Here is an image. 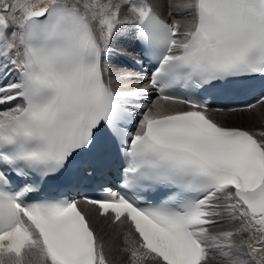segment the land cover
Here are the masks:
<instances>
[{"label": "snow or ice", "instance_id": "snow-or-ice-1", "mask_svg": "<svg viewBox=\"0 0 264 264\" xmlns=\"http://www.w3.org/2000/svg\"><path fill=\"white\" fill-rule=\"evenodd\" d=\"M168 6L187 18L168 22L151 0H0V264H109L77 200L40 196L86 171L105 132L126 164L121 190L84 200L138 234L132 264H208L213 254L248 264L245 247L264 264V127L221 125L206 100L172 94L264 78V0ZM124 25L155 63L149 76L120 73L147 81L121 91L108 58ZM149 192L161 198L143 199Z\"/></svg>", "mask_w": 264, "mask_h": 264}, {"label": "bare ground", "instance_id": "bare-ground-1", "mask_svg": "<svg viewBox=\"0 0 264 264\" xmlns=\"http://www.w3.org/2000/svg\"><path fill=\"white\" fill-rule=\"evenodd\" d=\"M165 0H157L159 4H161ZM157 13L161 16L162 12L155 8ZM175 11V10H174ZM167 12L164 10V13ZM124 13L127 14V9L124 10ZM175 13V12H173ZM187 17L180 16L176 19H186ZM129 26V25H127ZM131 30V27L129 26V31L126 35H129V32ZM134 32L132 30L131 36L126 40L124 37L123 40V48L126 50V53L124 52H118V60L116 61L118 65L124 67L126 71H133V76L140 75L143 76V73L139 71H135L131 68H126L122 64H120L119 61H125L126 57L131 58L135 54V50H133V41H134ZM115 57V56H114ZM109 59V58H108ZM110 68L113 71H116L118 69L117 66L109 64ZM117 74V72H116ZM115 75V74H114ZM116 76V75H115ZM118 81V80H117ZM146 83L144 80L137 81L135 79L132 80H121L119 79V82L117 86L115 85L116 90L126 91V90H132L129 86L135 85V84H144ZM116 84V82H115ZM147 99L149 101L155 100L156 97H153L152 94H150ZM146 100V99H145ZM145 100H141V104H146ZM148 104V103H147ZM264 104L257 103L252 111H243V110H236V111H214L209 110L208 115L211 117L214 116L216 118L222 119V122L228 124L225 126H230L229 124H240V122L245 123L246 125L251 126V128L247 127H241L249 131H253L257 128L264 127ZM169 107H174L176 109H182L183 107L180 104H169ZM239 119L240 122H236L234 120ZM263 118V119H261ZM261 120V121H260ZM262 122V123H261ZM261 123V124H260ZM260 124V125H259ZM242 125V124H241ZM233 127H240V126H233ZM260 137H258L259 139ZM81 208L86 214V217L89 219L91 226L96 231V234L98 238L103 242L104 244V252L105 256L109 262V264H127L128 261H130V251H125L126 249H130V247L134 248L137 247L139 244L138 237L134 233L133 229L130 228L127 224H115L111 221L110 217L100 216L96 210V208L92 205H88L85 202H80ZM124 238V239H122ZM119 241L121 242V245L119 244ZM134 245V246H133ZM256 260V259H255ZM143 264H157V261L148 257L146 260L143 261Z\"/></svg>", "mask_w": 264, "mask_h": 264}, {"label": "rangeland", "instance_id": "rangeland-1", "mask_svg": "<svg viewBox=\"0 0 264 264\" xmlns=\"http://www.w3.org/2000/svg\"><path fill=\"white\" fill-rule=\"evenodd\" d=\"M151 2L153 3V5H154V7L156 9H158V10H160L162 12L161 17L163 19L169 21V22H171L173 18L176 19V18H178V17L181 16L179 13H177L176 11H174V9L171 10V11H172V13L173 12H175V13H173L171 16L169 15L170 9H169V6L168 5H169L170 0H165L161 4H159L157 2V0H151ZM164 10H166L167 12L164 13ZM128 31H129V26L124 25L123 27H121L118 30L117 34L113 37L112 43H111V47L113 49V52L111 54V58H113V59L109 58L108 59V64H111V65H114V66H117L118 67V69H116V71H113L111 69V71H112V82H113V87L114 88H116L115 85L117 86V84L119 82L118 76L120 75V73H124V72L133 73V71H126L124 69V67H122V66H120V65L117 64L116 61L118 60V55L115 54L116 52H124V53H126V50L123 48V40H124V37L127 40L131 36L132 28H131V30L129 32V35H126L128 33ZM116 72H117V74H116ZM115 82H116V84H115ZM263 117H264V114H263ZM211 118L213 120H215L217 123H220L221 125H225L226 124V123L222 122V119L216 118V117H214L212 115H211ZM233 118H234V120L236 122H240L239 119H235V117H233ZM261 119H263V118H261ZM226 125H228V124H226ZM229 125L230 126H240V127H246L247 126V127L251 128V126L246 125L245 123H242V122H240V124H237L236 123V124H229ZM239 223H240V221H235V222H231V223H220V224H217V225L212 226L210 230H212V232H219V231L228 230V229H235L236 227H238ZM247 238H248V233H243V234H238L237 236H235L234 239H235V241L237 243H239V241L241 239H245L246 240ZM122 239H124V238H122ZM121 242L122 241H119V244L120 245H121ZM131 249H132V247H130L129 250L126 249L125 251H130ZM240 258L243 259V260H245V261H247L248 264H255V261H256L255 259H258V257H253V256L248 255L247 254L246 247L241 250ZM127 264H132L131 255H130V261H128ZM208 264H225V261L223 259H221L218 255L215 256V254H213V255H211L209 257Z\"/></svg>", "mask_w": 264, "mask_h": 264}]
</instances>
